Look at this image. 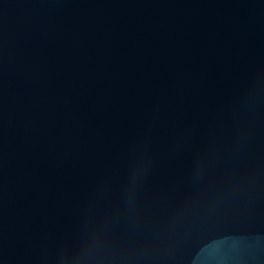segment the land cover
Instances as JSON below:
<instances>
[{
  "label": "water",
  "instance_id": "1",
  "mask_svg": "<svg viewBox=\"0 0 264 264\" xmlns=\"http://www.w3.org/2000/svg\"><path fill=\"white\" fill-rule=\"evenodd\" d=\"M0 264H264V0H0Z\"/></svg>",
  "mask_w": 264,
  "mask_h": 264
}]
</instances>
